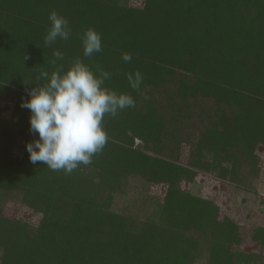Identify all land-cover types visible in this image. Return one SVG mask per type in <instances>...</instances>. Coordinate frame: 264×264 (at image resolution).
Here are the masks:
<instances>
[{
  "label": "trees",
  "instance_id": "obj_1",
  "mask_svg": "<svg viewBox=\"0 0 264 264\" xmlns=\"http://www.w3.org/2000/svg\"><path fill=\"white\" fill-rule=\"evenodd\" d=\"M120 1L0 0V107L6 95L17 100L11 119L0 115V197L15 193L41 215L30 227L4 216L0 207V264H233L234 259L247 264L253 260L249 253L227 252V231L218 232L221 242L208 244L203 236L184 235L210 223L196 218L209 213L211 202L177 188V180L192 170L149 158L132 146L138 138L154 150L173 135L178 144L175 129L183 124L182 110L210 98L193 149L199 158L208 154L210 162L206 167L195 162L193 168L225 179L231 173L227 164L234 167L241 158L256 164L253 150L264 145V0H144L142 6ZM52 10L69 21L71 34L48 46L44 37ZM89 26L102 37V51L90 58L84 57L80 39ZM57 50L64 57L57 64L79 57L97 75L100 65L111 75L105 85L136 102L116 118L105 117L110 149L107 144L92 164L70 175L30 161L26 145L38 133L30 131L31 112L21 106L30 98L26 87L33 86L25 80L36 84L41 68L51 72ZM124 53L131 55L130 62L123 60ZM25 54L29 59L23 61ZM136 70L143 76L139 92L126 75ZM144 164L149 180L168 184L164 205L173 209L164 221L170 229L150 221L132 226L100 196L115 172L140 171ZM90 170L102 179H91ZM232 235L237 243L239 232ZM253 238L264 246V229Z\"/></svg>",
  "mask_w": 264,
  "mask_h": 264
},
{
  "label": "rangeland",
  "instance_id": "obj_2",
  "mask_svg": "<svg viewBox=\"0 0 264 264\" xmlns=\"http://www.w3.org/2000/svg\"><path fill=\"white\" fill-rule=\"evenodd\" d=\"M143 2L144 0L120 1L121 4L131 6H142ZM171 89L172 87L169 86V90ZM16 101L15 96L11 94L3 98L0 107L1 117L6 120L11 119V110ZM211 105L210 98H200L194 106L186 108L188 111L182 110L183 114L180 113L181 117L178 116V119L182 120L183 124L180 130L175 129V134L181 137L177 140L178 144H176L173 135L154 150L151 146L143 145V142L138 138L133 139L132 147L139 149L149 158L171 160L179 166L190 168L192 173L189 174V177L178 179L177 188L180 192L195 193L213 205H211L208 214L201 212L196 218L197 223L200 220V224L210 221L208 229L199 230L194 226L185 231V236H203L208 244L211 241L221 242V239L217 240L218 232L227 231L226 234L230 236L227 239L229 242L227 241L225 245L228 248L227 252L231 255L237 251L249 253L254 262L249 260L247 264H264V246L253 238L257 229H264V145L259 143L253 150L252 158L256 160L254 166L243 162L242 158L240 159L242 163H237L234 167L227 164V169L231 173H228L225 179L218 177L214 172L193 168L192 164L195 162L204 167L210 162L208 154L203 153L199 158L193 154V149L195 142L202 134L203 124L206 122L204 110L211 109ZM38 138L37 135L36 139ZM109 138L108 150L110 142L113 143L112 137ZM14 154L18 153L14 152ZM140 168V171H131L126 174L115 172L114 180L104 181L100 196L107 197L110 201L109 208L118 212L125 219L131 220L132 226L138 222L150 221L153 224L161 225L162 228H172V226H167L169 223L166 224L164 221V217L169 221V212L173 209V206L166 208L164 205L168 184L149 180L148 173H144L149 168L148 164H144ZM88 173L94 181L102 179L99 177V172L90 170ZM231 174L234 178H231ZM0 207L4 216L12 220H22L30 227H35L41 216L40 213L20 202L19 196H16L15 193L1 196ZM212 217L214 218L212 219ZM215 222L219 223L217 229L214 228L216 232L212 228ZM230 224L236 226V230ZM238 232L239 241L235 243L232 234ZM184 235L182 238L185 237ZM202 248V251L207 254L208 250L204 245ZM201 263L210 264L207 261H201ZM239 263L237 260H233V264Z\"/></svg>",
  "mask_w": 264,
  "mask_h": 264
},
{
  "label": "clouds",
  "instance_id": "obj_3",
  "mask_svg": "<svg viewBox=\"0 0 264 264\" xmlns=\"http://www.w3.org/2000/svg\"><path fill=\"white\" fill-rule=\"evenodd\" d=\"M50 25L44 37L48 46L57 39L68 40L71 34L69 21L56 10L49 15ZM84 57L102 51L101 34L93 27H86L80 36ZM50 63L53 70L40 69L36 84L25 80L29 99L22 107L30 110V131L39 138L26 147L33 164L46 165L53 171L71 174L81 165L92 164L93 158L103 152L109 142L104 128L105 117L116 118L120 112L135 107V99L127 92H117L105 85L111 78L102 66L92 67L76 57L66 62L63 54L55 51ZM29 59L25 54L23 61ZM129 53L123 60L130 62ZM130 87L139 92L143 76L139 70L127 74Z\"/></svg>",
  "mask_w": 264,
  "mask_h": 264
}]
</instances>
